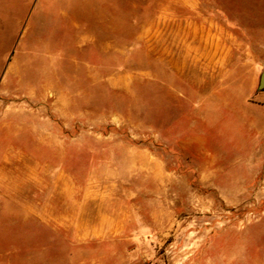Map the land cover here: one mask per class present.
I'll use <instances>...</instances> for the list:
<instances>
[{"label":"rangeland","instance_id":"1","mask_svg":"<svg viewBox=\"0 0 264 264\" xmlns=\"http://www.w3.org/2000/svg\"><path fill=\"white\" fill-rule=\"evenodd\" d=\"M264 0H0V264H264Z\"/></svg>","mask_w":264,"mask_h":264},{"label":"water","instance_id":"2","mask_svg":"<svg viewBox=\"0 0 264 264\" xmlns=\"http://www.w3.org/2000/svg\"><path fill=\"white\" fill-rule=\"evenodd\" d=\"M258 88L260 90H264V72H262V74L260 76Z\"/></svg>","mask_w":264,"mask_h":264}]
</instances>
